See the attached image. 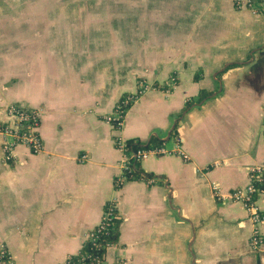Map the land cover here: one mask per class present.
I'll list each match as a JSON object with an SVG mask.
<instances>
[{
  "label": "crops",
  "instance_id": "0c3cea01",
  "mask_svg": "<svg viewBox=\"0 0 264 264\" xmlns=\"http://www.w3.org/2000/svg\"><path fill=\"white\" fill-rule=\"evenodd\" d=\"M141 83L152 89L116 129L107 116ZM11 104L40 110L44 143L8 160L0 137V244L14 264L77 256L110 202L117 240L104 264H264L244 206L214 192L247 186L264 164V12L233 0H0V122ZM117 139L179 141L187 159L149 155L138 165L153 177L117 188Z\"/></svg>",
  "mask_w": 264,
  "mask_h": 264
},
{
  "label": "built area",
  "instance_id": "2783aa9c",
  "mask_svg": "<svg viewBox=\"0 0 264 264\" xmlns=\"http://www.w3.org/2000/svg\"><path fill=\"white\" fill-rule=\"evenodd\" d=\"M233 3L235 9L238 11H250L254 14L264 12V0H233ZM151 89L152 86L141 83L134 95L124 98L117 104L113 113L107 116V122L112 124L116 129L122 130L126 124L129 108ZM6 112L8 121L0 122V137L3 138V148L7 159H11L16 145L26 146L33 154L42 153L44 151V143L40 133V110L11 104L7 107ZM262 114L264 118V104L262 106ZM116 145L124 156L121 163L122 172L115 182L117 188L122 185L124 180H127V174L149 155L159 156L179 153L187 159V156L184 155L180 148L179 141L174 151H168L164 146L159 145L132 152L128 144L122 139H117ZM83 158L86 159V156ZM214 192L216 198L222 203L230 201L244 206L253 226L250 240L251 246L255 250L264 248V208L259 204L260 199L264 200V164L251 169L250 183L247 186L238 188L229 195L222 194L218 188H214ZM117 216L118 209L116 203H108L99 225L88 235L85 244L89 243L95 249L101 248V253L90 254L87 260L81 259L79 262H74L68 258L64 264H104L105 253L113 246L110 243L103 245L101 237L109 236L116 232ZM80 255L81 252L78 253V256ZM0 264H14L12 255L5 244H0Z\"/></svg>",
  "mask_w": 264,
  "mask_h": 264
},
{
  "label": "trees",
  "instance_id": "16d2710c",
  "mask_svg": "<svg viewBox=\"0 0 264 264\" xmlns=\"http://www.w3.org/2000/svg\"><path fill=\"white\" fill-rule=\"evenodd\" d=\"M170 80L171 79H169V81ZM165 87H167V86H165ZM173 133H175V131ZM158 143H159L158 141L154 140V141L150 142L147 146H142V144H140L137 140H129V141H127L129 149L132 152H135L136 150L144 149V148L148 149L153 144H158ZM153 146H155V145H153ZM142 177L145 178V179H148V178H151L153 176L150 175L149 173H146L144 170H142L140 165H137L133 170H131V172H129L127 174V180L128 181L139 180ZM117 221H118V216L116 218V222ZM101 240H102V244L103 245H105L107 243H110L112 246H114L115 242L117 240L116 232L110 234L109 236L101 237ZM101 251H102L101 248L100 249H95L91 244L87 243V244H85L83 246V249L81 251V255L80 256H78V255L77 256H72V257H69V259L74 261V262H79L81 259L87 260V258H88V256L90 254H92V255L99 254V253H101Z\"/></svg>",
  "mask_w": 264,
  "mask_h": 264
},
{
  "label": "rangeland",
  "instance_id": "374dc122",
  "mask_svg": "<svg viewBox=\"0 0 264 264\" xmlns=\"http://www.w3.org/2000/svg\"><path fill=\"white\" fill-rule=\"evenodd\" d=\"M113 9H114L113 14L116 15V12H119L121 8L120 7H113Z\"/></svg>",
  "mask_w": 264,
  "mask_h": 264
}]
</instances>
